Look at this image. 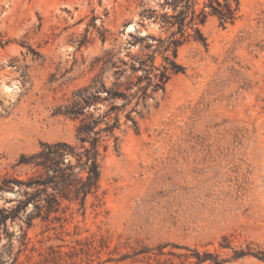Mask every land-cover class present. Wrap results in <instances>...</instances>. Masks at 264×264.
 <instances>
[{
	"label": "rangeland",
	"instance_id": "1",
	"mask_svg": "<svg viewBox=\"0 0 264 264\" xmlns=\"http://www.w3.org/2000/svg\"><path fill=\"white\" fill-rule=\"evenodd\" d=\"M140 1L0 0V179L22 173L14 163L40 142L75 140L78 119L56 110L93 77L114 80L102 68L108 50L126 60L139 52L136 38L157 33L152 24L133 31ZM238 1L232 22L209 16L203 40L178 47L184 70L133 113L137 130L123 122L134 100L125 108L85 207L8 222L11 252L2 234L0 264H194L134 254L158 246L264 264V0ZM240 250L249 253L233 258Z\"/></svg>",
	"mask_w": 264,
	"mask_h": 264
},
{
	"label": "trees",
	"instance_id": "2",
	"mask_svg": "<svg viewBox=\"0 0 264 264\" xmlns=\"http://www.w3.org/2000/svg\"><path fill=\"white\" fill-rule=\"evenodd\" d=\"M139 20L133 31L152 24L157 33L144 32L136 41L139 52L129 58H114L108 50L103 56V66L113 68L114 80L106 85L100 75L74 90L69 100L60 105L56 112L78 119L75 140L43 141L31 153H21L14 163L24 167L22 173L5 174L0 179V242L2 234L7 238L6 249L11 252L12 235L7 223L23 220L28 226L36 217L48 218L51 214L64 212L71 203L84 208L87 198L98 189L102 152L110 138L117 139L115 132L121 124L130 120L137 130L133 113L141 116L147 99L159 89H163L171 75L182 72L184 67L177 61L178 47L193 38L203 40L200 25L209 16H216L221 24L236 18L238 0H154L152 4L140 1ZM131 36H135L130 32ZM162 62L157 65V55ZM122 99L120 104L116 100ZM131 107L121 114L132 102ZM102 106L104 108H102ZM138 107L141 109L138 110ZM4 192H12L11 197H3ZM30 207V210H27ZM22 230V228L20 227ZM22 243L25 232L22 231ZM163 246L156 251L142 247L134 254L144 253L147 258L169 254L183 261L194 257V264H221L225 260L213 256L208 250L184 249L186 252H164ZM244 250L234 251L233 258L248 254ZM16 258L12 259L14 261ZM207 262V263H206Z\"/></svg>",
	"mask_w": 264,
	"mask_h": 264
},
{
	"label": "bare ground",
	"instance_id": "3",
	"mask_svg": "<svg viewBox=\"0 0 264 264\" xmlns=\"http://www.w3.org/2000/svg\"><path fill=\"white\" fill-rule=\"evenodd\" d=\"M132 27V25L130 24L128 28Z\"/></svg>",
	"mask_w": 264,
	"mask_h": 264
}]
</instances>
